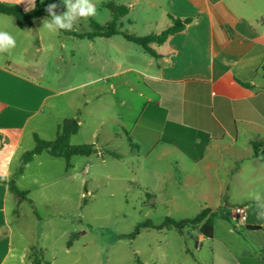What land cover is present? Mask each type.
Here are the masks:
<instances>
[{"label":"rangeland","instance_id":"374dc122","mask_svg":"<svg viewBox=\"0 0 264 264\" xmlns=\"http://www.w3.org/2000/svg\"><path fill=\"white\" fill-rule=\"evenodd\" d=\"M0 1L19 5L26 11L37 6L47 10L50 3L58 5L57 14L67 10L63 0ZM92 3L96 15L80 18L68 30L71 35L43 28V21L51 20L50 17H41L31 28L21 29L13 17L0 14V31L10 33L16 40L15 48L0 53V63L9 61L31 67L53 91L42 108V116H46L40 117L42 128L34 135H29L28 129L27 144L31 148L36 146L35 135L53 141L65 120H75L83 124L72 136L70 145L96 146L99 140L95 139V128L103 122L98 127L99 146L109 158L103 163L97 155L74 156L68 162L44 152L19 177L24 154L15 155L9 166L14 174L11 180L30 194L17 204L10 201L6 231H12L13 254L17 259L6 264H238L237 258L242 254L256 255L251 238L245 236L246 229L239 225L233 210L247 206L248 218L256 221L260 208L257 205L264 207V182L234 179L224 198L210 197L217 191L210 190L206 182H170L166 176L155 175L159 169L155 162L150 168L141 166L144 157L138 159V146L135 141L131 143L135 137L121 135L120 124L115 122L121 119L134 123L143 112V101L136 91L127 90L124 95L125 90L119 91L127 80L138 84L140 75L136 70L143 66L145 56L144 48L127 37L160 35L171 25L166 10L154 12L149 25L143 20V0H92ZM130 4L135 12L134 24L126 19L118 22V35L109 38L97 35L95 24L106 26L114 18L111 6ZM17 66L18 70L15 66L11 69L27 73ZM99 91L102 94L96 97ZM121 96L127 99L126 103ZM56 124L59 127L54 129ZM112 130L119 131L118 140L110 138L108 132ZM114 155L126 160H113L110 156ZM256 196L258 200L250 198ZM211 200L224 203L221 211L224 216L217 221L215 240L200 239V232L193 227L182 234L170 227L143 228L135 234L139 224L160 226L167 218L193 219Z\"/></svg>","mask_w":264,"mask_h":264},{"label":"crops","instance_id":"0c3cea01","mask_svg":"<svg viewBox=\"0 0 264 264\" xmlns=\"http://www.w3.org/2000/svg\"><path fill=\"white\" fill-rule=\"evenodd\" d=\"M143 1V20L149 25L154 12L163 13L164 9L169 27L172 18L192 22L163 45L153 44L155 55L145 51L143 66L136 70L140 75L138 84L127 80L119 90H125L123 95L127 90L136 91L143 101V112L135 125L115 120L122 129L121 135L135 137L131 143L138 146L136 156L139 160L144 157L140 165L150 168L155 162L159 168L155 175L166 176L170 182H206L210 190L217 191L210 196L216 198L228 196L234 179L264 182V147L258 156L252 147V143L264 140V0ZM126 8L127 13L119 22L128 19L134 24L133 5ZM147 36L156 34L144 37ZM13 66L18 70L12 62L0 63V175L6 181L14 178L9 166L15 155L34 149L27 144L26 132L30 129L29 135L38 134L41 118L46 117L42 116V108L53 94L34 69L17 66L27 72L22 74L11 69ZM101 94L99 91L96 97ZM120 99L127 102L122 96ZM102 125L103 122L97 123L95 128L97 141L101 138L98 127ZM58 127L56 124L54 129ZM108 134L116 140L121 136L117 130ZM99 141L95 155L107 163L109 158ZM110 157L126 160L120 155ZM179 167L187 169L174 170ZM10 201L19 203L8 185L1 183L0 264L17 259L12 231H6ZM211 202L201 212L204 208L218 212L214 236L208 239L215 240L224 203ZM258 212H264V207ZM233 213L237 217L235 210ZM239 225L246 229L245 236L251 238L256 255L242 254L237 263L264 264V219L248 218ZM229 233L233 230L229 229ZM199 237L205 239L201 233Z\"/></svg>","mask_w":264,"mask_h":264},{"label":"trees","instance_id":"16d2710c","mask_svg":"<svg viewBox=\"0 0 264 264\" xmlns=\"http://www.w3.org/2000/svg\"><path fill=\"white\" fill-rule=\"evenodd\" d=\"M111 11L114 14L113 20L108 23L106 26H100L95 24V29L98 32L100 37H111L119 34L117 29L118 22L121 17L126 15L127 8L123 6H111ZM0 14L13 17L17 25L21 29L31 28L33 22L41 17H50L47 10L36 7L32 11H26L23 7L19 5H9L0 1ZM173 24L171 27L166 29L162 34L156 36H147V37H138V36H128L127 38L139 44L144 48V50L151 55H155V52L151 48L153 44L163 45L170 37L175 35L178 32H181L185 29L186 25L190 24L192 20L186 19H174L172 18ZM68 35L72 33L68 30H61ZM264 73V66L262 68ZM247 86V85H246ZM79 123L75 120H66L58 133L57 137L53 141H45L40 139L35 135L36 146L34 149L27 151L22 156V165L19 171V175H22L25 167L31 163L36 156L41 155L44 152L49 153L55 158H64L68 162L74 156L81 157H90L97 154L98 150L94 144H87L81 146H71L70 140L72 136L76 135L79 131ZM254 150V155L258 156L264 147V140L259 142L252 143ZM6 183L9 187V190L12 194L16 195L19 202L24 201L28 198L30 192L21 190L14 181H6L5 177L0 175V184ZM218 216V212H212L208 208H204L203 211L193 219H184L176 221L172 218H167L165 223L160 226H154L150 223L139 224L135 230V234L138 235L143 228H174L178 232H183L187 228H198L200 233L205 239H212L215 231V219Z\"/></svg>","mask_w":264,"mask_h":264},{"label":"clouds","instance_id":"9594fccd","mask_svg":"<svg viewBox=\"0 0 264 264\" xmlns=\"http://www.w3.org/2000/svg\"><path fill=\"white\" fill-rule=\"evenodd\" d=\"M67 10L62 14H57L55 9L56 3H50L47 7V12L51 16V20L45 19L43 21V28L50 32H57L59 30H71L75 22L80 18H88L96 15V7L92 0H63ZM16 47L15 38L6 31H0V53L10 52ZM258 200L259 197H250ZM257 207H261L257 205ZM258 219H264V212L257 213Z\"/></svg>","mask_w":264,"mask_h":264},{"label":"built area","instance_id":"2783aa9c","mask_svg":"<svg viewBox=\"0 0 264 264\" xmlns=\"http://www.w3.org/2000/svg\"><path fill=\"white\" fill-rule=\"evenodd\" d=\"M235 213L239 219V222L241 224H245L247 219H248V214H247V208L243 206H239L235 209ZM199 246V244H198Z\"/></svg>","mask_w":264,"mask_h":264}]
</instances>
